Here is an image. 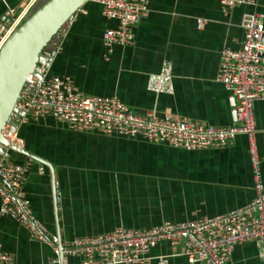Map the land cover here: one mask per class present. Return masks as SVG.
<instances>
[{
    "label": "crops",
    "instance_id": "crops-1",
    "mask_svg": "<svg viewBox=\"0 0 264 264\" xmlns=\"http://www.w3.org/2000/svg\"><path fill=\"white\" fill-rule=\"evenodd\" d=\"M23 1L0 0V34L8 27L9 9ZM255 1V6L225 13L218 0H149L147 15L133 26L135 43L115 44L108 52L102 33L116 27L117 20L87 0L67 23L50 74L69 76L88 95L117 96L141 115L233 124L236 98L216 74L221 50L241 44L242 13L255 9L264 14V0ZM199 18L206 20L201 27ZM166 60L172 65L173 94L149 91L148 74ZM253 114L264 183V100L253 103ZM18 134L24 149L49 162L10 151L13 162L31 160L23 190L47 235L61 244L117 227L147 228L222 215L255 197L242 134L223 147L187 150L139 136L78 131L52 116L29 120ZM0 242L12 264H59L49 242L32 238L27 227L1 213ZM179 251L180 245L160 241L151 253L170 255L169 264H197ZM258 252L255 242L240 243L230 264H263ZM81 258L67 255L63 264H79Z\"/></svg>",
    "mask_w": 264,
    "mask_h": 264
},
{
    "label": "built area",
    "instance_id": "built-area-1",
    "mask_svg": "<svg viewBox=\"0 0 264 264\" xmlns=\"http://www.w3.org/2000/svg\"><path fill=\"white\" fill-rule=\"evenodd\" d=\"M38 0H24L8 11V27L0 34V45L23 21ZM102 7L106 17L117 20V26L102 33L108 52L113 45L135 43L133 26L148 13L149 0H90ZM229 12L241 5H256L255 0H218ZM206 20L197 19L201 27ZM240 27L243 39L237 48L225 47L220 52L216 80L236 98L235 121L227 126L204 125L199 121L165 115L156 117L149 112L141 115L132 111L117 96L88 95L74 86L69 76L50 74V51L42 53L49 62H38L24 82L13 122L3 128L0 143V213L9 215L27 227L30 236L49 242L58 256V237H49L45 226L32 213L23 190L31 160L16 163L10 160L11 145L23 148L18 129L29 120L52 116L78 131H101L128 137H142L187 150L223 147L237 135L247 139L255 197L246 205L225 214L188 221H164L147 228L117 227L94 236L81 237L61 244L62 260L67 255L80 254L79 264H169L168 254L151 253L160 241L180 245L179 255L189 263L230 264L234 247L253 241L259 246L258 255L264 264V183L261 159L256 142L253 103L264 100V14L258 10L242 13ZM146 87L154 93L173 94V73L169 61H163L157 72L148 74ZM42 171L43 167H39ZM59 199V198H58ZM59 262V256L57 258ZM0 264H12L11 255L0 242Z\"/></svg>",
    "mask_w": 264,
    "mask_h": 264
},
{
    "label": "water",
    "instance_id": "water-1",
    "mask_svg": "<svg viewBox=\"0 0 264 264\" xmlns=\"http://www.w3.org/2000/svg\"><path fill=\"white\" fill-rule=\"evenodd\" d=\"M87 0H38L23 21L10 33L0 46V143L3 128L15 111L20 91L26 77L34 71L38 62H49L42 50L50 51L51 57L59 46L62 33L75 11ZM14 151L23 153L34 161L49 164L48 161L11 145ZM59 251V264H63L62 246Z\"/></svg>",
    "mask_w": 264,
    "mask_h": 264
},
{
    "label": "bare ground",
    "instance_id": "bare-ground-1",
    "mask_svg": "<svg viewBox=\"0 0 264 264\" xmlns=\"http://www.w3.org/2000/svg\"><path fill=\"white\" fill-rule=\"evenodd\" d=\"M1 45H2V44H1ZM1 45H0V46H1Z\"/></svg>",
    "mask_w": 264,
    "mask_h": 264
}]
</instances>
